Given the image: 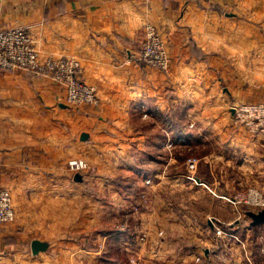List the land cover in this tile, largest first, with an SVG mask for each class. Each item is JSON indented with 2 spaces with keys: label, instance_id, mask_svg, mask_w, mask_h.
Segmentation results:
<instances>
[{
  "label": "crops",
  "instance_id": "0c3cea01",
  "mask_svg": "<svg viewBox=\"0 0 264 264\" xmlns=\"http://www.w3.org/2000/svg\"><path fill=\"white\" fill-rule=\"evenodd\" d=\"M147 24L166 44V72L138 62ZM13 27L30 31L42 58L79 60L101 104L71 109L51 74L0 70V190L12 192L16 210L15 221L0 227V264H100L96 252L64 234L86 225L99 234L97 242L108 240L118 167L148 190L155 205L148 213L151 236L144 249L150 261L144 264H247L243 251L207 244L194 249L188 242L198 226L197 239L211 242L209 217L221 210L228 216H216L217 223L241 239L264 227L234 218L236 205L227 200L244 186L264 192V136L237 127L232 110L238 102L264 103V0H0V29ZM172 112L182 123L171 121ZM163 118L166 127L159 124ZM145 119L168 135L141 137L135 120ZM162 150L172 152L164 158L171 167L164 182L181 195L173 208L152 190ZM72 159L94 165L95 176L76 181L65 168ZM187 198L205 213L200 224L178 218ZM162 209L169 214L158 215ZM9 236L30 247L33 240L46 241L49 249L11 256L4 245ZM262 236L264 231L252 235L258 247L249 250L260 263Z\"/></svg>",
  "mask_w": 264,
  "mask_h": 264
},
{
  "label": "rangeland",
  "instance_id": "374dc122",
  "mask_svg": "<svg viewBox=\"0 0 264 264\" xmlns=\"http://www.w3.org/2000/svg\"><path fill=\"white\" fill-rule=\"evenodd\" d=\"M227 9H230V7H228ZM225 9V10H227ZM256 24V23H255ZM259 24V23H257ZM15 71V70H14ZM81 79H83L85 82H87L84 77L82 76V73L80 74ZM57 81V80H56ZM62 87L63 83L60 81H57ZM88 83V82H87ZM65 90V88H64ZM65 104L67 105V98H66V90H65V96L63 97ZM100 101L99 104H97L96 106H93V108L99 107L100 106ZM241 103L238 102L236 103L233 107L240 105ZM242 104H248V103H242ZM67 107L71 108V109H78L76 107H70L67 105ZM84 107V106H83ZM232 107V108H233ZM91 106H86L85 109H90ZM176 115V116H175ZM173 119L171 120L173 123H177L180 124L182 123L181 121L183 119H180V114L179 112H177L176 114H174V112H172V115H170ZM148 118V116L146 117ZM178 119V121L176 120ZM158 120V119H157ZM235 117L233 116V122L235 123ZM135 123H137V125L142 129V130H138L139 132H143L141 137L144 136H151V137H155L158 139H161L164 137V135H168V131H164L162 129V127H158V126H154L151 124V122H149L148 120H135ZM165 119H160L159 124H161L162 126H165ZM169 125L171 124L168 121ZM237 125V127H242L245 128L247 131H249L250 133H252L247 127L243 126V125H239V123H235ZM166 127V126H165ZM145 134V135H144ZM255 136H264V134H256V133H252ZM178 151L175 150V152L173 151V154L175 155ZM171 150L168 151V153H166V150H162V151H158V154L161 155L160 156V160L159 162L155 163L156 167L158 168V171L161 172L158 182L155 185V188H153L152 190H154L155 192H158V195L162 198L165 199V201H163L166 205H169L171 208H173L174 206H178L177 204H179L178 200L181 199V195L180 194H174L170 191L171 186L169 184H165L164 180H165V172H168V170H170L171 167L167 166V164L165 163V156L171 154ZM181 154V152H179ZM131 154H134V150H131ZM142 158V156H140L139 159H137V163H139ZM75 159H72L70 161H68V163L65 165V168L68 170V172H72L74 175L76 174H80L82 176V180L89 178V177H94L97 171V168L93 165H91V163H89L88 161L84 160V159H78V160H83L87 163L88 165V170L86 171H80V172H76L73 171L71 169L70 163H73L72 161ZM77 160V159H76ZM196 160V159H195ZM198 164L199 162L194 163L193 165H195V167H192V169H190V171L194 172L196 171V169L198 168ZM189 167V166H188ZM181 166H179L177 168L176 171H182ZM107 170H112L110 167L106 168ZM119 169V173L116 174L113 178V185L111 188V193L109 194V201L110 204H113L114 207L118 208L119 210H117L116 208L114 209L115 215H113L111 218V222H110V226L108 228L107 231H118L119 233H121V238H120V246L121 249L126 253V257H124L126 259L125 262H128V264H144V261H150L147 256H146V248L148 245V241L150 239V234H151V229L148 227L149 226V221H148V213H149V209L153 208L155 205H153V202H151V198H150V194L148 192V190H140L139 187L135 186L133 181L130 179V176H125L124 173L122 172L124 168H117ZM132 169H129V173L128 175L132 174ZM189 179H191L192 181L196 182L195 180H193L195 177H193V175L188 177ZM146 183H148L147 185L152 184L151 180L149 181V179L145 180ZM80 182V181H78ZM150 183V184H149ZM154 184V183H153ZM127 185H134L133 187L131 186H127ZM6 189V188H3ZM1 189V190H3ZM0 190V191H1ZM9 190V189H7ZM250 190H256L258 192H263L262 189L256 187V186H244L239 188V192L234 194L233 197H227V200L230 203H234L236 205L237 208V215H234V218L238 219L239 221H243L244 225H248L251 222V219L249 217L246 216V212L247 211H259L261 209H264V207H257V206H252L250 204H248L246 202L245 197H247L248 192ZM10 191V190H9ZM11 196H12V200H13V205H14V198H13V194L10 191ZM264 193V192H263ZM187 197V195H186ZM189 198H187V200L184 202V204H182L180 207L182 209V214L180 216V214L178 215V218H180L181 220L186 219L188 221V217L191 218L192 221L198 222L199 224L201 222H203V220L206 218L205 213L204 214H200L201 212H203V210L196 208V203L192 202V200H190V203L188 201ZM180 205V204H179ZM14 210H15V206H14ZM175 209H173L172 212H174ZM16 212V210H15ZM219 212V211H216ZM97 214V212H94L93 216H95ZM158 215H167L169 214V209H162L160 211H158L157 213ZM196 214V217H194ZM188 216V217H187ZM217 217H226L228 216V214L224 211L221 210V214L219 213H215V217H209V221H212L211 224H213V228H214V234L211 232V237L210 239L211 242H205L203 241V239H197V237H200V233L202 232V227L198 226L196 227L198 230H200V232L197 231H193V232H189V236H190V241L188 242L189 246L195 247L194 249H198L200 247V245L203 244H207L210 245L213 248V250H217L218 248L221 251H225V252H233L235 251H243V255L245 257V260L247 262V264H264V263H260L257 262L254 257L251 255L250 253V249H257V239H255V237L253 238L252 235H255L256 233L258 235H261V232L264 231V227L262 228L263 230H258V232L253 231L251 233V231H248L247 233H244L246 238H240L237 235L233 234L231 236H220L217 234V229L221 228L222 226L219 225L218 220L215 219ZM96 218V217H94ZM207 219V218H206ZM240 222V223H241ZM239 224V223H238ZM6 225H3V227H5ZM1 227V226H0ZM230 227L228 225H223L222 228H224L225 230H227L229 233H231L227 228ZM177 231V230H175ZM160 236L162 234V231H159ZM158 233V234H159ZM255 233V234H254ZM64 235L67 236L68 241H72L76 244H78L79 246L89 250V251H93L96 252V254L101 257L99 258V262L100 264H102V262L104 263H108L107 257H104V255L109 251V247L107 246L109 244V242L107 243V241L103 242V241H98L97 242V237L96 235H99L97 233V231H94V229H89L87 228L86 225L82 226L79 228V232L78 234H74L71 232H66ZM177 235V233H176ZM252 237V238H251ZM264 238V236H262ZM9 239H14L13 243L11 244L9 241V243H7L6 241ZM109 239V238H108ZM111 239V238H110ZM30 241V240H29ZM178 243H180V241H177ZM4 245L7 247L8 250H6L7 253H10V255L12 256L15 255V251L18 250H26L29 251L31 253V247H30V242L28 243H24L22 241L17 240V238L15 236H9L7 238H5V242ZM145 248V249H144ZM237 249V250H236ZM201 253V252H199ZM198 255L195 256V259L201 260V257H197ZM110 261L115 260L116 257L115 255H112L110 257ZM106 259V260H104ZM264 262V261H263ZM109 264V263H108ZM111 264V263H110ZM150 264V263H149Z\"/></svg>",
  "mask_w": 264,
  "mask_h": 264
},
{
  "label": "built area",
  "instance_id": "2783aa9c",
  "mask_svg": "<svg viewBox=\"0 0 264 264\" xmlns=\"http://www.w3.org/2000/svg\"><path fill=\"white\" fill-rule=\"evenodd\" d=\"M18 1V0H17ZM146 41L143 43L138 56V62L154 67L161 71H168L170 56L162 35L155 25L147 24ZM23 69L39 76L51 74L55 80L63 83L66 90L67 105L81 108L99 104L97 88L83 79L80 61L74 58H42L35 40L25 27L0 29V70L14 71ZM235 123L247 127L252 133L264 134V103L240 104L233 107ZM71 169L76 172L88 170L83 160H73ZM194 164V160H190ZM197 182V179L194 178ZM246 202L252 206L264 207V193L250 190ZM16 219L12 196L9 190L0 191V226L8 225ZM212 222V221H211ZM220 236H231L224 228H218Z\"/></svg>",
  "mask_w": 264,
  "mask_h": 264
},
{
  "label": "water",
  "instance_id": "95a60500",
  "mask_svg": "<svg viewBox=\"0 0 264 264\" xmlns=\"http://www.w3.org/2000/svg\"><path fill=\"white\" fill-rule=\"evenodd\" d=\"M87 135L83 134L82 139L85 140ZM76 181H82V176L80 174H76ZM246 216L251 219V226L256 227L264 224V209H261L257 212L255 211H247ZM49 249V243L41 240H33L31 242V250L33 255L37 256L42 252H46Z\"/></svg>",
  "mask_w": 264,
  "mask_h": 264
},
{
  "label": "trees",
  "instance_id": "16d2710c",
  "mask_svg": "<svg viewBox=\"0 0 264 264\" xmlns=\"http://www.w3.org/2000/svg\"><path fill=\"white\" fill-rule=\"evenodd\" d=\"M228 230H231L230 227L227 228ZM108 236L109 239L107 241V243L109 242V244L107 245L109 247V251L104 255V257H107L108 263L110 264H128V262H125L126 259L124 257H126V253L121 249L120 246V236L121 233H119L118 231H108ZM111 238V239H110ZM14 239H9L6 242L7 243H13ZM9 241V242H8ZM112 255H115L116 259L115 260H111L110 261V257ZM106 260V259H104ZM108 263H104L102 262V264H108Z\"/></svg>",
  "mask_w": 264,
  "mask_h": 264
}]
</instances>
